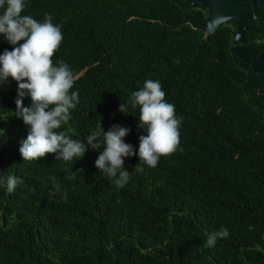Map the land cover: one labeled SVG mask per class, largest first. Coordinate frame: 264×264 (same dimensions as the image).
<instances>
[{"label": "trees", "instance_id": "1", "mask_svg": "<svg viewBox=\"0 0 264 264\" xmlns=\"http://www.w3.org/2000/svg\"><path fill=\"white\" fill-rule=\"evenodd\" d=\"M46 13L64 36L53 62L70 66L79 91L57 131L83 140L100 122L119 125L137 155L125 158L123 187L96 167L103 148L24 161L18 84L0 82V264H264L263 83L230 53L233 29L205 39L194 29L205 13L185 0H26L22 15ZM12 48L0 35V55ZM146 79L181 120L180 149L154 168L139 160L147 133L128 103ZM9 175L20 181L12 192ZM221 228L229 235L208 246Z\"/></svg>", "mask_w": 264, "mask_h": 264}, {"label": "clouds", "instance_id": "2", "mask_svg": "<svg viewBox=\"0 0 264 264\" xmlns=\"http://www.w3.org/2000/svg\"><path fill=\"white\" fill-rule=\"evenodd\" d=\"M25 4L26 0H0V9H3L0 35L13 46L11 51L5 50L0 55V82L9 77L17 82L16 116L30 126V133L19 149L23 160H40L55 154L58 160L71 161L83 158L89 149L103 148L96 167L111 177L118 176L116 185L123 187L130 180V172L124 167L125 158L137 155L133 146L124 140L130 129L113 125L105 132L100 122L83 140L57 131L68 123L72 110L79 103V91H72L76 76L64 61L53 62L64 39L61 26L54 24L53 17L47 13L42 22L31 15H22ZM26 94L32 101L30 107L23 104ZM128 103L139 107L138 127L147 133L139 137V160L154 168L161 157L180 149L181 120L177 118L175 105L165 100L158 80L146 79L143 87L132 92ZM127 109L125 102L119 105V111L125 115ZM52 179L54 188L58 189L59 181L55 177ZM18 183L17 177L9 175L8 191L12 192ZM62 195L67 197L66 193ZM228 235V230L221 228L208 236L207 245L215 246L218 239Z\"/></svg>", "mask_w": 264, "mask_h": 264}, {"label": "water", "instance_id": "3", "mask_svg": "<svg viewBox=\"0 0 264 264\" xmlns=\"http://www.w3.org/2000/svg\"><path fill=\"white\" fill-rule=\"evenodd\" d=\"M250 3V7L246 2ZM190 7L199 5L206 11L205 22L199 28H194L197 32L203 33L206 39L213 35L222 25L229 20L235 21L236 32L232 43L241 40L245 33L255 32L252 24L257 21L254 14L256 5L264 7V0H185ZM230 53L240 59V63L250 66L253 74L261 76L264 81V60L251 49L230 47ZM258 95H264V88L258 90Z\"/></svg>", "mask_w": 264, "mask_h": 264}, {"label": "flooded vegetation", "instance_id": "4", "mask_svg": "<svg viewBox=\"0 0 264 264\" xmlns=\"http://www.w3.org/2000/svg\"><path fill=\"white\" fill-rule=\"evenodd\" d=\"M246 5L250 7V3L248 1L246 2ZM193 8H196L197 10H201L205 13L204 21L200 24V26H202L205 22L206 17H207V13L199 5H197ZM262 8H264V7H260L258 5H256L254 7V14H255V17L257 18V21L252 24V28H254L255 32L252 34H248V33L243 34L241 36V40L235 44L232 43L234 34L236 32L235 21L229 20L222 26H227V27H230L233 29V36L231 39V46L230 47L251 49L254 52H256L257 55H260L262 57V59L264 60V24H262V19L259 16L260 11L258 10V9H262ZM258 77H260V79L263 83V85L258 89V90H260V89L264 88V81L262 80L261 76H258ZM257 94H258V92H257Z\"/></svg>", "mask_w": 264, "mask_h": 264}]
</instances>
